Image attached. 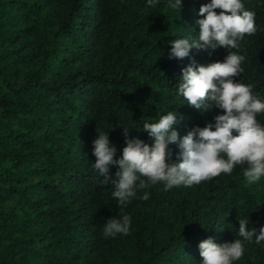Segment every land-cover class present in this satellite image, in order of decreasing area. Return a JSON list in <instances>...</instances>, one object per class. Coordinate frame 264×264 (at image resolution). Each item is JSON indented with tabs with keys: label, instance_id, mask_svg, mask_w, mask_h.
<instances>
[{
	"label": "trees",
	"instance_id": "1",
	"mask_svg": "<svg viewBox=\"0 0 264 264\" xmlns=\"http://www.w3.org/2000/svg\"><path fill=\"white\" fill-rule=\"evenodd\" d=\"M210 2L0 0V264H202V241L234 242L246 217L248 230L264 227V177L248 185L240 166L190 187L150 186L123 206L93 168L97 128L120 159L123 127L151 145L143 124L170 111L181 138L224 114L192 108L176 91L183 69L224 62L229 50L169 59L172 40L198 38ZM241 2L258 31L234 50L246 58L234 79L264 102V0ZM169 151L178 162V144ZM125 214L130 233L105 238L106 220ZM234 264H264V242H246Z\"/></svg>",
	"mask_w": 264,
	"mask_h": 264
},
{
	"label": "clouds",
	"instance_id": "2",
	"mask_svg": "<svg viewBox=\"0 0 264 264\" xmlns=\"http://www.w3.org/2000/svg\"><path fill=\"white\" fill-rule=\"evenodd\" d=\"M159 0H147L149 7H155ZM167 7L172 10L182 8V0H169ZM217 10H220L219 13ZM197 21L198 38H180L171 41L169 59H184L190 51H208L226 48L229 54L224 62L208 65H192L182 70V82L177 94L187 105L200 110L219 108L224 114L215 117V124L195 128L183 138L174 126L180 122V115L170 111L157 122L143 124V131L152 138L151 145L143 140L128 138L130 129L123 127L126 147L122 157L116 159L117 148L112 145L109 133L97 130L93 141L95 163L93 168L103 177L102 183L114 186L112 196L120 206L130 203L137 193L163 184L164 190L176 187H190L212 180L221 174L231 175L237 166L243 168L248 185H254L264 177V123L257 117L264 113V102L253 94V87L236 82L244 72L242 64L245 56L238 54L240 42L245 36L258 31L256 13L246 10L241 0H211L202 5ZM215 128V130H213ZM233 133H236L234 135ZM178 144V162L169 163V145ZM118 166L115 178L110 175V167ZM149 199L144 191L140 197ZM131 216L106 220L103 228L105 238L128 235ZM239 230L234 242L217 244L208 238L199 244L202 264H234L245 253V243L259 245L264 242V227L248 230L249 220H238Z\"/></svg>",
	"mask_w": 264,
	"mask_h": 264
}]
</instances>
